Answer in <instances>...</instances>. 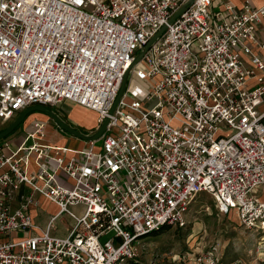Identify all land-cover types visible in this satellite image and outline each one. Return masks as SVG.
<instances>
[{
	"label": "built area",
	"instance_id": "1",
	"mask_svg": "<svg viewBox=\"0 0 264 264\" xmlns=\"http://www.w3.org/2000/svg\"><path fill=\"white\" fill-rule=\"evenodd\" d=\"M187 1L0 0V129L29 106L62 102L93 111L95 131L108 119L80 158L41 146V120L9 154L0 146V264H128L141 238L185 226L200 193L264 233V4L193 0L173 18ZM34 193L57 207L38 233ZM61 213L73 224L52 236ZM193 263L221 264L214 248Z\"/></svg>",
	"mask_w": 264,
	"mask_h": 264
},
{
	"label": "rangeland",
	"instance_id": "2",
	"mask_svg": "<svg viewBox=\"0 0 264 264\" xmlns=\"http://www.w3.org/2000/svg\"><path fill=\"white\" fill-rule=\"evenodd\" d=\"M73 106L77 105L71 102H62L57 106L47 107L58 116L74 123L73 117L70 115L74 111ZM260 108L262 109L263 106ZM32 113L48 117L41 111L32 110L26 115L25 120ZM38 118L36 117L37 120H39ZM94 119V113L91 111L86 121L93 123ZM33 121H30L29 123L31 124L24 129V123H19L13 132L19 131V136H22L33 128ZM75 123L79 124L76 121ZM7 126V124H4L0 132ZM78 126L83 135H90L89 128ZM65 133L69 134L68 132ZM2 139L4 137L0 141ZM80 140L83 142L88 141V139L84 138H80ZM60 144L62 145L63 143ZM58 182L61 185L70 186L59 178ZM68 208L78 215L84 211L83 205H73ZM36 209L37 217L35 223L41 228L45 227L49 213L55 214L57 212L55 206L46 207L40 202L37 203ZM185 221L186 224L183 227L167 226L156 234L146 235L141 238L138 246L139 256L135 260L129 261L128 264H192L194 255L200 251L212 248L215 249L221 264H264V248L261 246L264 240V233L240 226L234 213L229 216L220 214L209 194L200 193L195 197L185 215ZM72 224V219L66 213H61L53 221V228L50 234L52 236L65 237ZM112 236L113 233L108 232L103 234L99 241L103 243Z\"/></svg>",
	"mask_w": 264,
	"mask_h": 264
},
{
	"label": "crops",
	"instance_id": "3",
	"mask_svg": "<svg viewBox=\"0 0 264 264\" xmlns=\"http://www.w3.org/2000/svg\"><path fill=\"white\" fill-rule=\"evenodd\" d=\"M248 1L253 6H259V5L264 4V0H248ZM243 2H244V0H215L213 2L212 9H216L218 7L222 8L224 3H231L236 8H240L242 6ZM256 35H257V38L264 43V18L257 24ZM260 54L264 58V50H262L260 52ZM77 106H75V107L73 106L74 111L71 112V114H70L73 117L74 123L76 121L79 123L78 125L85 126V127L89 128L90 134L94 133L96 114L92 111L94 113L95 119H94L93 123H90V122L86 121V118L91 111L84 109L80 106L79 107H77ZM28 117L29 118L23 122L24 123L23 129L27 128L31 124L29 122L32 120H34L32 123L33 128H34V122L37 120L36 117H39L38 119L45 123L44 135H43L42 139L40 140L41 146L65 149V151L59 152L60 156L63 157L64 160H68L70 157H73V156L76 158H80V155L78 152L85 150L89 145V141L83 142L82 140H80V138H78L72 134H66L65 131H63L49 117L38 116V115H35V113L30 114ZM74 125H77V124L75 123ZM33 128L30 131H32ZM20 130L22 131V129H20ZM30 131H27V132H30ZM18 132L19 131H15L11 135L7 136L6 138H4L0 141V146H2V150L4 151V153L9 154L10 150H14L24 140V137H25L27 132L24 133L22 136H19ZM29 142H32V141H28L27 144ZM60 143H63V144L61 145ZM50 153H53V151H50ZM42 161L47 163L49 168L55 167V163H54V161H52V159H43ZM30 170L31 171L32 170L37 171V168H35V166L33 165V166H31ZM58 178L62 179L63 181H65L69 185L71 184V181L69 179L65 178L62 174H58L57 179ZM21 192L27 193V192H29V189L23 186L21 188ZM33 200L35 201V203H32L30 205L29 211H30L32 219L35 223V219L37 217L36 205L38 202H40L41 204H43L46 207H52L55 205L38 193L33 194ZM18 205H19L18 199L14 198L12 203H11V206L13 208H15ZM55 208H57V207L55 206ZM52 215L53 214L49 213L48 220ZM48 220L46 221L44 228H41L38 226V228L34 232L38 233V232H41L42 230H44L47 226ZM192 264H194V263L192 262Z\"/></svg>",
	"mask_w": 264,
	"mask_h": 264
},
{
	"label": "water",
	"instance_id": "4",
	"mask_svg": "<svg viewBox=\"0 0 264 264\" xmlns=\"http://www.w3.org/2000/svg\"><path fill=\"white\" fill-rule=\"evenodd\" d=\"M193 2V0H188L185 5H183L178 11L177 13L173 16V18H175L178 14H180L182 11L185 10V8L191 4ZM172 18V19H173ZM165 27H162L148 42L147 44L144 46L143 50L138 52L132 65H134L135 63H137L141 57L143 56L144 52L150 47V45L159 37V35L162 33V31L164 30ZM131 65V66H132ZM131 68V67H130ZM129 68V69H130ZM128 69V71H129ZM128 71H126V73L123 76L122 79V83L120 86V89L118 91V94L116 96V99L112 105V108L110 110V113H112L118 103L119 98L121 97L124 88H125V84H126V79H127V74ZM32 110H38L41 111L43 113H45L46 115H48L49 118L52 119V121H54L63 131L68 132L69 134H72L78 138H84V139H88V141H92V140H97L100 135L102 134L106 123L108 121L107 118L104 119V121L101 123V125L98 127V129H96V131L94 133H91L90 135H83L81 132H79L78 130L74 129L73 127H71L70 125H68L64 120H62L57 114H55L52 110H50L48 107L46 106H42V105H32L29 106L27 108H25L24 110H22L10 123L9 125L4 128L1 132H0V139L9 135L18 125L19 123L23 122L25 120V117L28 113H30V111Z\"/></svg>",
	"mask_w": 264,
	"mask_h": 264
},
{
	"label": "flooded vegetation",
	"instance_id": "5",
	"mask_svg": "<svg viewBox=\"0 0 264 264\" xmlns=\"http://www.w3.org/2000/svg\"><path fill=\"white\" fill-rule=\"evenodd\" d=\"M47 107V106H46ZM62 120H64L68 125H70L71 127H73L74 129L78 130L79 132H81V130L78 129V126L74 125L73 123L69 122L66 118H62L61 116H59ZM9 125V123L7 124ZM4 129V128H3ZM2 129V130H3Z\"/></svg>",
	"mask_w": 264,
	"mask_h": 264
},
{
	"label": "trees",
	"instance_id": "6",
	"mask_svg": "<svg viewBox=\"0 0 264 264\" xmlns=\"http://www.w3.org/2000/svg\"><path fill=\"white\" fill-rule=\"evenodd\" d=\"M13 131H14V130H13ZM13 131H12V132H13ZM7 136H8V135H7ZM7 136H5V137H7ZM5 137H4V138H5ZM161 231H162V230H161ZM158 232H160V231H156V232H153V233H151V234H156V233H158ZM149 235H150V234H149Z\"/></svg>",
	"mask_w": 264,
	"mask_h": 264
},
{
	"label": "snow or ice",
	"instance_id": "7",
	"mask_svg": "<svg viewBox=\"0 0 264 264\" xmlns=\"http://www.w3.org/2000/svg\"><path fill=\"white\" fill-rule=\"evenodd\" d=\"M78 2H79V0H78Z\"/></svg>",
	"mask_w": 264,
	"mask_h": 264
}]
</instances>
